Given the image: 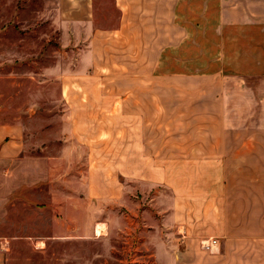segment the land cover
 <instances>
[{
	"label": "crops",
	"instance_id": "1",
	"mask_svg": "<svg viewBox=\"0 0 264 264\" xmlns=\"http://www.w3.org/2000/svg\"><path fill=\"white\" fill-rule=\"evenodd\" d=\"M135 2L115 0L121 9ZM169 2L170 22L184 29V36L209 38L206 48H201L207 59L181 61L175 65L183 66L177 68L191 71L167 78L162 70L168 66L159 51L152 64L148 60L141 64L149 77L139 79L161 89L167 86L166 79L173 80L179 85L173 88L178 90L173 97L190 102L182 112L197 120L171 129L183 135L151 140V133H163L166 126L150 124L151 110L145 102H157L154 115L166 117L165 104L162 113L159 103L166 97L165 92L144 89L125 93L121 100L125 101L124 125H109L108 130L95 125L93 136L74 120L81 113L87 116V110L68 109L62 115L61 142L45 145L47 189L56 209L53 222L68 230L76 226L71 224L72 215L80 228L86 230L90 222L95 230H109L103 201L132 203L135 188L154 187L158 188L155 219L165 235L157 240L158 255L166 253L173 264H205L201 254L208 264H264V0ZM54 3L77 6L75 18L85 21L87 6L94 1ZM151 69L157 73L151 75ZM186 83L195 88L180 86ZM193 101L201 102L198 113L191 108ZM102 132L110 137L103 138ZM55 147L58 152L50 153ZM26 150L23 123L0 116V165L21 159ZM77 163L87 168L75 169L83 176L77 177V192H73L69 178ZM208 240L209 252L201 251L200 243ZM6 263L0 237V264Z\"/></svg>",
	"mask_w": 264,
	"mask_h": 264
},
{
	"label": "rangeland",
	"instance_id": "2",
	"mask_svg": "<svg viewBox=\"0 0 264 264\" xmlns=\"http://www.w3.org/2000/svg\"><path fill=\"white\" fill-rule=\"evenodd\" d=\"M56 1L0 0V116L22 122L27 143L25 156L0 165V237L6 264H173L166 253H157V240L165 236L155 219L158 188H135L132 203L103 201L102 214L110 229L99 235L93 223H86L85 230L72 215L73 228L54 223L56 209L47 189L45 145L61 142L62 115L68 109L87 110V116L81 113L74 120L88 127L89 136L95 125L107 130L109 125H124L125 101L121 100L125 93L142 89L165 92L166 97L159 102L162 113L165 104L166 117L154 115L157 102H145L151 110L150 124L166 126L163 133H151V140L183 135L171 129L197 120L182 112L183 105L190 102L173 97L178 92L173 88L179 87L173 80L166 79L165 89L142 84L139 78L149 77V72L141 64L147 60L152 64L160 51V59L168 66L162 70L165 76H185L180 72L191 70L182 71L177 67L183 65L175 64L206 60L201 48H206L209 38L184 36L185 30L170 22V0H134L138 3L126 9L115 0H93L85 21L75 18L77 6ZM128 65L132 68H126ZM180 86L195 88L190 83ZM199 103L192 102L195 113ZM101 136L109 138L110 133ZM49 152L56 154L58 148ZM85 167L77 163L70 173L71 191L77 192V177L83 176L75 169ZM205 242L200 249L209 252V240Z\"/></svg>",
	"mask_w": 264,
	"mask_h": 264
},
{
	"label": "bare ground",
	"instance_id": "3",
	"mask_svg": "<svg viewBox=\"0 0 264 264\" xmlns=\"http://www.w3.org/2000/svg\"><path fill=\"white\" fill-rule=\"evenodd\" d=\"M100 231H101V229H99V227H97V228H96V234L99 235V234H100ZM102 231H103V230H102Z\"/></svg>",
	"mask_w": 264,
	"mask_h": 264
},
{
	"label": "built area",
	"instance_id": "4",
	"mask_svg": "<svg viewBox=\"0 0 264 264\" xmlns=\"http://www.w3.org/2000/svg\"><path fill=\"white\" fill-rule=\"evenodd\" d=\"M206 247H208V248H209V245H206Z\"/></svg>",
	"mask_w": 264,
	"mask_h": 264
}]
</instances>
